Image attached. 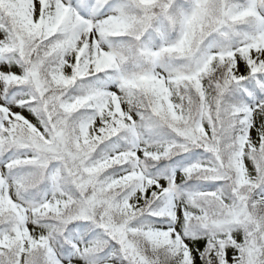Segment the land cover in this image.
<instances>
[{
  "label": "snow or ice",
  "instance_id": "1",
  "mask_svg": "<svg viewBox=\"0 0 264 264\" xmlns=\"http://www.w3.org/2000/svg\"><path fill=\"white\" fill-rule=\"evenodd\" d=\"M0 264H264V0H0Z\"/></svg>",
  "mask_w": 264,
  "mask_h": 264
}]
</instances>
